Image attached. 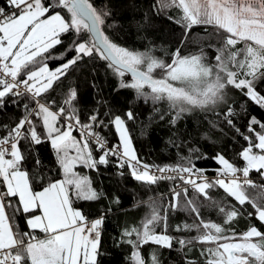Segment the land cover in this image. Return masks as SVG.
<instances>
[{"label": "snow or ice", "instance_id": "obj_1", "mask_svg": "<svg viewBox=\"0 0 264 264\" xmlns=\"http://www.w3.org/2000/svg\"><path fill=\"white\" fill-rule=\"evenodd\" d=\"M7 5L11 10L0 7V112L11 106L20 116L0 124V264H98L107 210L90 219L74 206L103 195L75 169L82 165L98 171L109 164L142 184L172 182L166 203L163 197L150 199V211L140 223L122 229L121 243L131 248L129 264H163L158 249L143 255L145 244L182 253V264H197L188 255L197 247L203 258L199 264H264V229L252 222L264 225V122L253 116L242 132L230 100L235 89L264 108L259 89L264 83V0H153L150 11L156 14L177 9L175 22L183 29L180 46L168 59L157 56L155 46L141 51L118 45L106 34L111 12L92 0H7ZM195 26H203L204 36L192 37ZM65 35L71 43L63 53L54 52ZM205 36L216 41L208 44L214 58L199 43ZM190 38L198 50L184 54L181 49ZM69 52L74 53L70 58ZM93 57L107 62L120 88L151 103L160 121L170 117L169 125L176 127L199 110L216 117L211 127L220 128L219 121L235 129L245 141L238 153L244 163L236 165L217 153L213 159L220 167L209 177L195 167L192 154L198 149L191 148L189 156L180 155L173 164H149L133 145L128 122L136 120V113L131 108L119 114L98 100L82 115L78 90L71 85L60 103L51 98L69 69ZM52 60L61 62L51 67ZM164 104L167 110L159 107ZM108 128L118 133L119 143H108L103 134ZM45 142L63 178L40 176L37 191L23 167L25 145L34 150ZM172 143L179 149V143ZM33 163L40 167L43 162L37 157ZM253 171L258 180L251 179ZM217 189L223 197L212 196ZM206 210L217 219L206 218ZM178 211L191 219L171 226L170 233L169 214ZM18 216L26 229L19 227ZM241 218L249 223L238 231Z\"/></svg>", "mask_w": 264, "mask_h": 264}, {"label": "trees", "instance_id": "obj_2", "mask_svg": "<svg viewBox=\"0 0 264 264\" xmlns=\"http://www.w3.org/2000/svg\"><path fill=\"white\" fill-rule=\"evenodd\" d=\"M92 2L97 8L107 7L111 12L107 21L110 27L106 26V34L118 45L141 51L149 46H155V54L165 59H168V54L180 46L183 29L175 22L178 16L177 9L170 8L156 14L150 11L153 0H92ZM0 7L9 8L7 0H0ZM145 16H147L146 19ZM201 36H204L203 26L193 27L192 37L199 38ZM70 43L71 37L65 35L64 44L57 46L53 51L63 53ZM199 43L203 44L208 56L214 58L216 53L213 48L208 47V44H215L216 41L205 36ZM198 47L199 44L193 43V39L190 38L181 50L187 54L197 51ZM72 55L74 53H68L69 58ZM60 62V60H52L48 63L51 67H55ZM119 82L120 78L107 67L105 61L98 57L86 58L83 63L68 70L67 78L63 80V83L54 86L55 91L51 92L50 96L60 103L63 92L71 85L78 90V107L81 114L85 116L97 106L98 100L106 101L107 106L119 114L131 108L136 113V120L128 122L133 145L138 156L149 164H173L177 162L180 155L189 156L191 148L198 149L196 153L192 154L195 167L205 170L207 175H211L220 167L213 159L217 153H222L236 165L244 163L238 153L245 145V141L236 133L235 129L219 121L216 122L220 124V128L211 127V122L216 120L212 114L204 115L196 110L194 114L181 120L178 126L172 127L168 123L170 117L160 121L156 113L153 112L151 103L145 104L142 100L137 99L132 89L120 88ZM259 89L264 92V83L259 85ZM230 100L234 102L237 112L235 125L242 132L246 131V126L253 116L264 122V109L247 100L239 90H230ZM159 107L162 110H167L166 104ZM100 110L103 112L105 108L101 107ZM19 116L20 111L10 106L0 112V124L9 123ZM150 116L151 122H149ZM103 134L107 137L110 145L119 143L114 128L105 129ZM172 142L179 143V149L174 147ZM33 148L34 150H29L25 145L26 161L23 167L33 177V187L38 191L41 190L40 176L56 180L63 177L58 168L55 153L49 143L34 145ZM99 154V152L94 153L96 156ZM197 156L201 158L196 159ZM37 157L43 162L40 167L33 163ZM75 170L88 176L93 187L103 195L95 201H76L74 206L82 209L90 219L102 215L107 210L102 226L101 254L97 257L98 264H129L131 248L129 245L121 243L122 229L140 223L150 211L148 207L150 199L163 197L162 202L166 203L172 182L165 180L156 185L142 184L130 175H119L113 164L101 165L98 171L85 168L82 165H78ZM250 177L253 180L259 179L255 171L250 173ZM211 194L217 198L224 195L223 191L219 189L213 190ZM117 198L119 203L114 202ZM204 215L206 218L217 219L215 212L211 210H206ZM190 219L184 212L170 213L169 232H172L171 226ZM252 222L256 223L258 228L264 229V225H261L259 221ZM17 223L19 227L26 229L22 216H18ZM248 223V220L241 218L236 224L237 230H245ZM172 234L176 235L177 233ZM38 235L43 236V233L38 232ZM157 249L161 254L163 264H182L184 258L182 253L158 248L154 244L143 245L142 253L147 258L151 252ZM188 255L197 261V264L203 259L199 256L198 247Z\"/></svg>", "mask_w": 264, "mask_h": 264}, {"label": "built area", "instance_id": "obj_3", "mask_svg": "<svg viewBox=\"0 0 264 264\" xmlns=\"http://www.w3.org/2000/svg\"><path fill=\"white\" fill-rule=\"evenodd\" d=\"M6 10H11L10 6ZM73 133H74L75 136H78V133H76V132H73ZM205 175H207V174L205 173ZM215 175H216V171H214L211 175H207V176L214 177Z\"/></svg>", "mask_w": 264, "mask_h": 264}, {"label": "rangeland", "instance_id": "obj_4", "mask_svg": "<svg viewBox=\"0 0 264 264\" xmlns=\"http://www.w3.org/2000/svg\"><path fill=\"white\" fill-rule=\"evenodd\" d=\"M260 107V106H259ZM261 108V107H260ZM264 109V108H263ZM116 132V131H115ZM116 135H117V137H118V142H119V136H118V133L116 132Z\"/></svg>", "mask_w": 264, "mask_h": 264}, {"label": "water", "instance_id": "obj_5", "mask_svg": "<svg viewBox=\"0 0 264 264\" xmlns=\"http://www.w3.org/2000/svg\"><path fill=\"white\" fill-rule=\"evenodd\" d=\"M106 62V61H105ZM107 63V62H106Z\"/></svg>", "mask_w": 264, "mask_h": 264}]
</instances>
